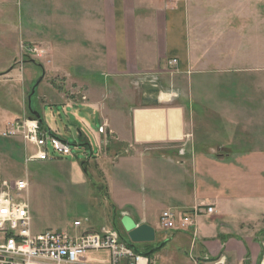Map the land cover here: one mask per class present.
Masks as SVG:
<instances>
[{
    "label": "crops",
    "instance_id": "obj_1",
    "mask_svg": "<svg viewBox=\"0 0 264 264\" xmlns=\"http://www.w3.org/2000/svg\"><path fill=\"white\" fill-rule=\"evenodd\" d=\"M166 1L34 0L33 60H42L44 76L64 80L53 95L86 96L65 103L100 112V126L109 131L98 135L99 148L110 139L101 159L109 157L118 174L128 176L137 174L133 164L141 166L142 185H127V200L120 201L129 208L121 210L122 218L156 231L154 221L164 210L191 214L196 206L214 208L186 231L171 230L150 250L151 264L159 261L154 255L174 264L172 256L186 247L190 264H213L220 255L226 264H258L263 243L257 235L264 230L263 52L255 49L248 66L246 42L252 36L241 37L238 107H201L202 90L228 74L201 70L210 57L200 56L187 5ZM256 32L257 48L263 31ZM152 79L162 87L160 103L143 106L141 83ZM129 95L123 107H114L115 97Z\"/></svg>",
    "mask_w": 264,
    "mask_h": 264
},
{
    "label": "rangeland",
    "instance_id": "obj_2",
    "mask_svg": "<svg viewBox=\"0 0 264 264\" xmlns=\"http://www.w3.org/2000/svg\"><path fill=\"white\" fill-rule=\"evenodd\" d=\"M166 2L171 4L176 0ZM183 2L187 5L188 16L193 22L200 46V56L202 59H206L207 55L210 57L201 65L203 68L201 70L228 74L224 76L225 78H216L213 89L208 91L206 88L203 89V95L198 97L200 102L198 104L201 107H238L237 76L240 70V56L242 62L246 56L248 59L246 64L253 66L249 61L254 60L255 49L262 51L264 55V0H183ZM33 9L34 0H0V136L8 123L18 118H29L34 116L32 112H37L43 120L44 127L52 129L57 136L68 142L72 152L59 155L53 152L52 145L49 144L47 148L53 159L26 162L32 149L26 147L21 137H0V183L4 179L28 177L30 181L28 199L35 232L59 230L77 235L98 230L103 226L117 225L127 242L139 250L149 251L157 246L159 241L169 238L173 234L172 229H162L160 219L154 218L156 240L134 244L129 238L120 221L121 210L128 211L129 208L123 207L124 204L120 201L127 200V185L132 189L142 185L139 172L141 166L133 164L137 174L131 175L134 172L130 174L131 176L123 175L124 172L118 174L115 164L109 157L106 160L100 158L101 151L110 147V139L107 144L101 145L102 150L98 146L100 112L87 105L65 103V99L80 102L86 96L74 94L62 97L52 94L53 87L62 89L65 84L60 78L44 76V69L40 63L42 60L36 59L35 62L33 60L34 53L37 54L34 52ZM256 29L259 32L263 31L262 46L257 48L253 39L257 33ZM245 34L252 36V41L248 38L244 56V43L240 38ZM212 59L216 64L211 63ZM135 90L134 97L138 100L139 86H135ZM106 91L110 97L112 90ZM105 98L109 103L110 99L107 96ZM115 98L117 100H114V107L122 106V100L130 101V95ZM108 131L109 129H106L105 133ZM109 134L115 137L114 133ZM114 145L122 149L120 145ZM122 154H126V151L124 150ZM121 181L125 182V185ZM75 221L81 222V225L76 226ZM257 236L260 241L264 233L261 231ZM188 254L187 247L176 252L172 256L174 264H190ZM105 255L99 252L93 253L91 257ZM159 256H153L155 261L159 260L157 264L171 262V258L163 260V257Z\"/></svg>",
    "mask_w": 264,
    "mask_h": 264
},
{
    "label": "built area",
    "instance_id": "obj_3",
    "mask_svg": "<svg viewBox=\"0 0 264 264\" xmlns=\"http://www.w3.org/2000/svg\"><path fill=\"white\" fill-rule=\"evenodd\" d=\"M34 51H37L34 49ZM174 59L172 63H176ZM106 127H99V133L106 134ZM21 137L26 147H31L27 161H47L54 153L71 154L72 148L55 132L42 127L35 116L18 118L8 123L0 137ZM107 144V139H103ZM30 181L24 179H4L0 183V264H151L145 254L124 239L114 226H103L84 234L71 235L59 230L35 232L29 204ZM214 208L196 206L191 214L164 210L159 217L163 229L186 231L195 223V218L204 212L212 214ZM76 226L81 222L75 221ZM262 255L258 264H264V239ZM106 255L91 257L93 253ZM195 264H200L195 261ZM213 264H226V257L220 255Z\"/></svg>",
    "mask_w": 264,
    "mask_h": 264
},
{
    "label": "water",
    "instance_id": "obj_4",
    "mask_svg": "<svg viewBox=\"0 0 264 264\" xmlns=\"http://www.w3.org/2000/svg\"><path fill=\"white\" fill-rule=\"evenodd\" d=\"M142 88V105L143 106H156L160 103V96L162 87L157 80H143L141 83ZM35 117L40 119V114L32 112ZM120 221L128 233L129 238L134 242L152 241L155 237V230L149 225H137L129 216H124Z\"/></svg>",
    "mask_w": 264,
    "mask_h": 264
},
{
    "label": "trees",
    "instance_id": "obj_5",
    "mask_svg": "<svg viewBox=\"0 0 264 264\" xmlns=\"http://www.w3.org/2000/svg\"><path fill=\"white\" fill-rule=\"evenodd\" d=\"M39 123H40V125H42V127H44V123H43V120H42V118L40 117V119H39ZM115 228H117V225H113ZM118 229V228H117ZM119 231H120V229H118ZM121 232V231H120ZM262 232L264 233V230H262ZM123 235V234H122ZM263 242V240H260V243H262ZM138 251H140V250H138ZM141 253H143V254H145L147 257L150 255V253H151V251L149 250V251H140Z\"/></svg>",
    "mask_w": 264,
    "mask_h": 264
}]
</instances>
